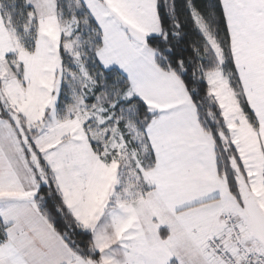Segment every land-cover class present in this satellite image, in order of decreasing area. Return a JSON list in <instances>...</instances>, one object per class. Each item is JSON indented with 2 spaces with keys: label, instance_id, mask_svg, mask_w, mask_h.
Returning a JSON list of instances; mask_svg holds the SVG:
<instances>
[{
  "label": "snow or ice",
  "instance_id": "obj_1",
  "mask_svg": "<svg viewBox=\"0 0 264 264\" xmlns=\"http://www.w3.org/2000/svg\"><path fill=\"white\" fill-rule=\"evenodd\" d=\"M0 264H264V0H0Z\"/></svg>",
  "mask_w": 264,
  "mask_h": 264
}]
</instances>
